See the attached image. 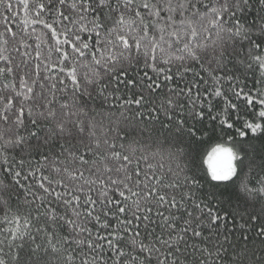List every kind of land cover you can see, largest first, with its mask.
<instances>
[{
  "label": "snow or ice",
  "instance_id": "6c2138e0",
  "mask_svg": "<svg viewBox=\"0 0 264 264\" xmlns=\"http://www.w3.org/2000/svg\"><path fill=\"white\" fill-rule=\"evenodd\" d=\"M0 264H264V0H0Z\"/></svg>",
  "mask_w": 264,
  "mask_h": 264
},
{
  "label": "trees",
  "instance_id": "16d2710c",
  "mask_svg": "<svg viewBox=\"0 0 264 264\" xmlns=\"http://www.w3.org/2000/svg\"><path fill=\"white\" fill-rule=\"evenodd\" d=\"M13 2L15 3V0H13ZM22 19H23V15L21 14L20 20L22 21ZM17 31H19V29H17ZM38 31H39V28H38ZM161 147H166V146H161ZM152 150H155V146H153Z\"/></svg>",
  "mask_w": 264,
  "mask_h": 264
}]
</instances>
